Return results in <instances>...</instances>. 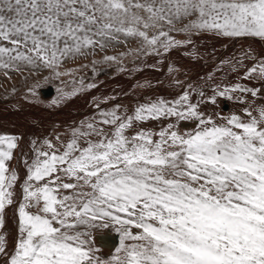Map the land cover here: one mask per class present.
<instances>
[{"label":"snow or ice","instance_id":"snow-or-ice-1","mask_svg":"<svg viewBox=\"0 0 264 264\" xmlns=\"http://www.w3.org/2000/svg\"><path fill=\"white\" fill-rule=\"evenodd\" d=\"M177 22L189 36L264 41V0H0V69L67 75L59 71L65 60L122 38L138 40V54L166 55L192 43L171 35ZM225 63L243 69L241 81L264 82V60L246 54ZM78 83L62 96L97 86ZM204 87L188 85L131 114L96 102L98 116L73 128L66 143L32 141L22 184L10 168L19 137L0 134V230L6 208L18 204L19 233L11 251L0 234V264H102L92 230L109 227L119 245L104 264H264V106L252 103L264 83ZM220 98L245 105L243 115L203 110ZM160 120L168 122L157 130L138 127ZM181 122L195 127L182 130Z\"/></svg>","mask_w":264,"mask_h":264},{"label":"bare ground","instance_id":"bare-ground-1","mask_svg":"<svg viewBox=\"0 0 264 264\" xmlns=\"http://www.w3.org/2000/svg\"><path fill=\"white\" fill-rule=\"evenodd\" d=\"M173 37L180 41H185L187 39L183 36ZM202 39L203 38L192 37V43L190 45L171 49L166 55L162 54L160 56H156V60L153 59L150 61L148 60L149 58L147 59V57L145 60L143 58L144 61L140 60L142 62L140 63L141 66L138 64L140 62L139 61L137 65L130 69V71L119 70L118 73H113V77L109 76L108 78L102 80V82L99 80H91L88 83H94L97 86L91 90L82 91L74 97H63L62 92H71L75 87H79L78 82L73 83V86L58 85L55 88V91L53 87L52 89L51 87H47L50 91H46V89L40 90L41 94H43L42 96L47 97L50 95L48 98L49 102H46L48 106L46 105V107L44 106L45 108H40L42 111L41 116H47L48 118L52 117L55 121L54 125L50 123L49 125H46L48 122L45 120H38L35 122L33 119L31 120L29 118L30 120H27L32 122L31 128L30 125L27 126V128L26 126L23 128L20 124H18L17 121L11 120L10 117L0 119V134H8L19 137L17 141L18 147L14 150V158L10 162V168L17 171L19 184L23 183V179L25 177V169L23 167L22 161L27 159L31 154V150L33 148L32 141H37L35 147H41L42 141L44 139H48L54 144H57L59 147V142L56 140V137L59 136L61 141L66 143L70 139L73 128L80 127L83 123L91 121L94 117L98 116V110L96 108V102L98 101L101 102V110L110 111L113 109V107H118V114H131L135 107L141 103H147L156 98H175L181 94L182 89L187 88L188 85H191L196 91L205 90L207 92V89L204 87L205 83L223 82L225 84H234L239 82L245 86L252 87H258L261 83H264L257 79H253L251 81L239 80L238 76L240 72L243 71V69L238 70V72H231L229 66L225 63L232 60L233 57H239L246 54H250L256 62L264 60V41L251 37L231 38L227 41H224V43L222 42L223 45H219L220 48H215L214 42L212 45H205L202 43ZM118 49L119 50L116 49L115 53L113 54H127L128 51L126 52L125 49L129 50L130 52L132 50L124 43L121 44ZM119 51L120 53H118ZM153 61L159 62L157 64L155 62L153 65ZM245 64L246 66H251L253 64V59L245 60ZM169 66H172L174 69H176V71L169 73ZM210 75L213 77V80L211 81L207 80ZM177 80L179 81V84L176 83ZM141 85H143V87H141ZM48 92L49 94H47ZM196 98L198 99L199 97ZM105 100L107 103L103 102ZM66 101H68V103L64 105V102ZM252 103L254 107L264 106V95H258L257 98L253 99ZM58 104L61 105V107H57L56 105ZM224 105L225 110L222 108ZM28 106L31 105L29 104ZM54 106L55 108L53 109L52 107ZM244 106L245 105H241L235 99L229 101L225 98H220L218 99L216 105H205L203 106V110L209 114L218 113L219 115L224 116L233 113H239L243 115L242 109ZM23 107V110L24 108H27ZM47 107H50L51 110H48ZM66 107L69 108L66 109ZM11 108H13L12 105ZM34 109L31 111L32 115L36 113L38 116V114H40V111H38L39 109ZM9 110L10 109L7 107L0 108V115L6 114L4 116H9ZM14 112L17 115H26V113H20L21 111L18 110ZM29 113L30 112H28V114ZM28 117L32 118L31 115H28ZM23 121L26 123V120ZM167 122V120L150 121L146 124L139 125L138 127L157 130L160 126L165 125ZM25 125H27V123ZM194 127V122H181L180 124V128L185 131H191ZM136 130L137 129L134 128L132 132ZM47 131L48 133H46ZM19 184L15 188L17 201H19L21 198V188ZM17 207L18 204L9 206L6 208L4 213V230L7 232L5 237L6 235L7 238L9 236L8 243L6 240V245L9 251L13 249L14 244L18 239V237H16L17 225L15 226L17 222L14 224V216H16ZM2 233L4 235L5 232L2 231ZM98 235H110L115 238L110 243L104 245L101 244L97 239ZM15 238L17 239L15 240ZM100 238L104 239L102 236H100ZM91 239L93 244L99 249L97 256L99 259H101V261H106L108 256H110L113 250L118 246L119 242L118 235L111 234L106 231L103 233L96 232L95 234H92Z\"/></svg>","mask_w":264,"mask_h":264},{"label":"rangeland","instance_id":"rangeland-1","mask_svg":"<svg viewBox=\"0 0 264 264\" xmlns=\"http://www.w3.org/2000/svg\"><path fill=\"white\" fill-rule=\"evenodd\" d=\"M187 22H188V20L184 21V23H187ZM182 28H183V24L180 22H177L175 25V30L171 33V35L176 36V37L183 36V37L187 38L186 40H188V38L191 39L192 37L193 38L194 37L195 38L196 37L197 38H203L202 39L203 44L212 45L214 42L215 48H220L219 45H223L224 41L231 39V38L217 37L214 33H209V32H203V33H198V34L193 33L189 36L188 34H185L182 31ZM122 41L123 42H120V43L109 44L104 50L96 49L94 53L90 52L89 54H87L85 56H79V57H76L74 59L69 58V59L65 60L64 63L59 68V71L61 73H68V74L67 75L62 74L59 77H56L50 70H47V69H39V70H36L35 72H33V70H31V69H25L22 72H6L4 69H0V108L7 107L8 109H10L9 113H8L9 116H4L6 114H1L0 119L10 117L11 120L17 121L18 124H20L21 127H23V128H24V126H26V128H27V126H29V125L31 128L32 122L29 121L30 119L31 120L33 119L35 122L38 120H45L46 122H48V123H46V125L47 124L49 125V123L54 125L55 121L52 117L48 118L47 116H41L42 111L40 110V108L46 107V105H47L46 102H49L48 98L50 95L47 97H44V96H42L43 94H41L40 90L46 89V91L47 90L50 91L49 88H47V87H51V89L53 87L54 91H55V88L58 85H71V86H73L72 84L74 81L79 82V80H81V79L85 80L86 83H88L91 80H93V81L99 80L100 82H102V80H104L105 78H108L109 76L113 77V75L115 73H118V71L121 68H123L124 70L130 71V69L133 68L135 65H137V63L140 60L144 61L146 59V57H147V59L149 58L148 60H150V61H152L153 59H155V60L157 59L156 55L138 54V50L140 49V42L138 40L133 39V38H128V39L124 40L122 38ZM123 43L132 49L131 52L129 50L125 49L126 52L128 51L127 54H113V53H115L116 49L119 50L118 49L119 46ZM217 45H218V47H217ZM111 49H113V50H111ZM118 53H120V51ZM105 56H114V57H116V61L105 62L104 61ZM150 57H151V59H150ZM152 57H154V58H152ZM143 58H144V60H143ZM141 61L138 64L142 63ZM155 62L157 64L159 61L158 62L155 61ZM155 62L153 61V65L155 64ZM140 66H141V64H140ZM138 75H141V74H138ZM45 78H47V79H45ZM32 87H35L36 95H34V96L28 95L27 98H25L26 93L28 92V89L32 88ZM47 94H49V92ZM67 103H68V101L64 102V105H66ZM29 104L31 106H28ZM11 105L13 108H11ZM23 106L24 107L28 106V107L24 108ZM56 106L61 107V105H59V104ZM22 107L24 108V110L22 109ZM30 107L32 110L30 109ZM52 108L54 109L55 106ZM67 108H69V107H66V109ZM222 108L225 110V105ZM33 109L40 111V114H38V116L36 115V113L34 115H32L31 111H33ZM47 109L51 110L50 107L49 108L47 107ZM16 110L21 111L20 113L24 112V113H26V115L25 114H18L17 115L14 112ZM28 112H30V113L28 114ZM28 115H31L32 118L28 117ZM20 116H22V117H20ZM34 116H35V118H34ZM14 117H16V118H14ZM37 118H39V119H37ZM19 119H20V121H19ZM27 119H29V120H27ZM23 120H26L27 125H25L26 123ZM46 133H48V131ZM37 134H40V133H37ZM49 135H47V136H49ZM31 210L33 212L37 211V209H31ZM14 217H15L14 218V224H15V222H17V216H14ZM15 226H16V235H17L16 237H18L19 236V233L17 230L18 223L15 224ZM2 231L5 232L4 235L7 234L6 230H4V228L2 229ZM2 231L0 230V234H3ZM104 231L109 232L111 234L118 235V239H119V234L111 227L93 229L92 234H95L96 232H102L103 233ZM5 238H6L7 243H8L9 236L7 238V235H6ZM16 239L17 238H15V240ZM91 241H92V239H91ZM92 244H93V242H92ZM118 245H119V242H118ZM94 247L96 249L95 254L97 256L99 249L95 245H94ZM112 254L113 255L115 254V249L110 254V256H108L106 261L111 258ZM100 261H101V259H100ZM101 262H102V264H104L103 262H105V260L101 261Z\"/></svg>","mask_w":264,"mask_h":264},{"label":"water","instance_id":"water-1","mask_svg":"<svg viewBox=\"0 0 264 264\" xmlns=\"http://www.w3.org/2000/svg\"><path fill=\"white\" fill-rule=\"evenodd\" d=\"M100 236H102L104 239H101ZM114 238H115V237H112V236H110V235H98V236H97V239L99 240V242H100L101 244H104V245L110 243Z\"/></svg>","mask_w":264,"mask_h":264}]
</instances>
